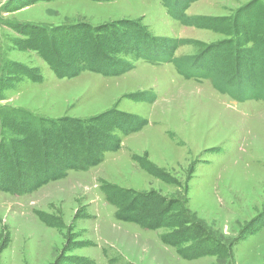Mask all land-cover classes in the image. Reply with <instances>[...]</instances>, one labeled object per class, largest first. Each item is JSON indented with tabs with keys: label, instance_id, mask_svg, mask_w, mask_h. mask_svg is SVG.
<instances>
[{
	"label": "rangeland",
	"instance_id": "374dc122",
	"mask_svg": "<svg viewBox=\"0 0 264 264\" xmlns=\"http://www.w3.org/2000/svg\"><path fill=\"white\" fill-rule=\"evenodd\" d=\"M257 2L195 0L187 15L202 19L197 27L172 18L160 0H0V184L33 176L20 159L30 158L14 118L35 114L72 126L90 120L91 128L108 132L94 121L106 112L146 121L127 134L111 127L121 147L104 152L91 169L71 170L27 194L0 189V264H264L263 101H240L209 79L184 78L172 62L138 59L120 75L88 70L60 78L20 46L23 36L12 27L56 26L58 40L78 23L138 21L153 44L182 38L175 54L183 61L198 55L223 60L230 36L216 21L240 19ZM74 38L75 50L93 52L89 35ZM43 48L74 62L65 44ZM38 73L41 80L29 77ZM124 190L147 205L135 214L141 220L167 210L159 228L149 227L151 219H120Z\"/></svg>",
	"mask_w": 264,
	"mask_h": 264
},
{
	"label": "trees",
	"instance_id": "16d2710c",
	"mask_svg": "<svg viewBox=\"0 0 264 264\" xmlns=\"http://www.w3.org/2000/svg\"><path fill=\"white\" fill-rule=\"evenodd\" d=\"M39 1L53 0H28L30 3ZM160 1L172 18L185 24L202 26L200 17L187 15L190 4L195 0ZM249 12L250 14L242 15L240 19H236V16H234L221 22L216 21L215 23L214 21L218 29H224V32L230 36L225 52L226 57L223 60L217 59V57L204 59L198 55L194 58H186L183 61L182 57L175 54L182 44V38H158L160 42L156 41L153 44L154 38L150 36L145 26L138 21H118L98 27L78 23L74 24L72 28H67L66 32L60 34L61 38L59 37L58 40L55 39L53 31L56 26L16 23L20 24L19 27L21 28L19 29L13 23L12 27L13 31H18L23 36V43H19L20 46L36 52L60 78L75 77L88 70L105 76L120 75L132 69L134 62L138 59L154 63L172 62L177 72L184 78L209 79L216 90L229 94L240 101L248 99L264 101V0H258ZM247 15V19H244ZM26 25H30L28 31L24 30ZM78 34L90 36L92 53L82 51V49L79 51L74 49L77 44L72 43V41L75 39L74 36ZM36 41L39 42L38 45L33 44ZM250 42H252L251 45ZM58 43L69 47L67 52L71 54L72 58L70 59L74 62H65L60 57L56 60L52 51L43 48L44 44H47L49 49L54 48L55 50ZM99 47L102 50L104 48L103 54L99 52ZM230 48L231 50H229ZM108 50L117 54H125L127 60L120 57L115 61V58L113 59L107 53ZM121 63H124V65ZM185 63H188L189 66ZM29 77L35 81L42 78L40 73L38 75L30 74ZM231 83L239 88H232ZM36 117L38 116L35 114L28 117L24 114V116L21 115V119H13L14 127L17 130L21 129L22 135H25L23 147L30 158L27 161H24L23 158L20 159L24 165L33 171V176L27 180L23 178L21 183H18L15 177L11 181H5V185L4 183L0 184V189L4 191L31 193L52 181L66 177L71 170L91 169L102 162L104 152L117 150L121 147V137L112 131L113 127L119 129L122 134H127L146 123L145 119L139 115L138 119L134 118L131 122V120L126 121L125 117L128 116H125L124 113L113 112L110 114L106 112L104 115L96 117L94 121L106 124L107 129L110 131L108 132L102 128H91L92 123L90 120H83L72 126L67 121L53 120L50 122L49 119L43 118L41 120ZM107 143H110L109 146L106 145ZM9 147H6L7 156L15 161L16 156L14 154L16 153L11 151ZM11 154L12 156H10ZM123 192L125 193H121V196L125 198L126 203L122 206L120 219L138 223L145 219H151L152 221L149 222L150 228L156 229L161 226L160 224L163 221L161 214L167 212V210H163L160 217L156 219L153 216H146L141 220V217H137L135 214L140 209L146 208L147 205L139 197H134L131 201L128 198V191L124 190ZM109 193L110 190H108L109 199L111 200L113 197L111 202L117 205L115 194L112 193L111 196ZM171 241L174 244L180 243L174 241V239Z\"/></svg>",
	"mask_w": 264,
	"mask_h": 264
}]
</instances>
